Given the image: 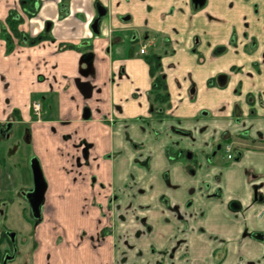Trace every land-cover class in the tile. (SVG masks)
I'll return each instance as SVG.
<instances>
[{
	"label": "crops",
	"instance_id": "obj_1",
	"mask_svg": "<svg viewBox=\"0 0 264 264\" xmlns=\"http://www.w3.org/2000/svg\"><path fill=\"white\" fill-rule=\"evenodd\" d=\"M39 3L29 17L0 0V210L31 212L34 157L46 189L32 264H264V0ZM12 12L46 38L8 51Z\"/></svg>",
	"mask_w": 264,
	"mask_h": 264
},
{
	"label": "trees",
	"instance_id": "obj_2",
	"mask_svg": "<svg viewBox=\"0 0 264 264\" xmlns=\"http://www.w3.org/2000/svg\"><path fill=\"white\" fill-rule=\"evenodd\" d=\"M21 1H22V9L29 17H33L37 14L38 7L40 4L39 0H21ZM21 22H22V17L19 15L18 12H12L9 18L7 19L8 26L4 28L3 38L6 40L8 44V51H12V49L15 46L14 38H18L22 42L26 41V43L30 45L36 44L46 38L44 36H38L37 38L31 39L30 37H28L19 30V25ZM146 59L150 65V72L154 79L153 88L151 92L153 99L152 109L155 113H157L158 116L163 117L165 116V113L169 107L170 95L163 74L161 57L157 55H153L147 57ZM6 242L11 243L12 246H14L7 234V231H2L0 233V264L3 263L5 257L8 254L7 251L1 250V246Z\"/></svg>",
	"mask_w": 264,
	"mask_h": 264
},
{
	"label": "rangeland",
	"instance_id": "obj_3",
	"mask_svg": "<svg viewBox=\"0 0 264 264\" xmlns=\"http://www.w3.org/2000/svg\"><path fill=\"white\" fill-rule=\"evenodd\" d=\"M33 158H31L30 161H32ZM1 211L3 212V210H0V231H7L10 240L11 237L9 235V232H14L16 234L15 243L12 242L14 246H12L11 243L6 242L1 246V250L7 251V256H13L15 254L14 259L18 257L17 262H20L22 260V264H32V255L35 249L34 224L36 222L33 218H31V212L27 211L25 215L26 217L24 218L19 213L11 217L3 215ZM15 250L17 251V253H15ZM14 259L9 260L8 264L12 263Z\"/></svg>",
	"mask_w": 264,
	"mask_h": 264
},
{
	"label": "water",
	"instance_id": "obj_4",
	"mask_svg": "<svg viewBox=\"0 0 264 264\" xmlns=\"http://www.w3.org/2000/svg\"><path fill=\"white\" fill-rule=\"evenodd\" d=\"M107 14V10L104 6L99 5L98 6V16L97 18L94 20L91 29L92 31L96 34L99 35L100 34V23L102 18H104ZM50 29V23L48 24L47 30ZM78 83V82H77ZM79 88L81 89L82 93L88 97H90V94L92 92V86L89 83H78ZM11 125H8V128H10ZM28 141V138H27ZM88 153V149L85 150V154ZM192 157V155L189 153L188 154V158L190 159ZM31 169H32V173H33V180H34V187L33 190L28 192V194H26L27 199H29L30 201V205H31V214L33 219L36 221V223H40L43 219L42 214H41V208L44 202V192L46 189V184H44V178H43V174L42 171L40 169V165L38 163L37 160H32L31 161ZM31 192H34V195H31ZM254 198L255 201H259L262 202L263 200V196L261 194L258 193V186L254 187ZM1 213L3 214V212L1 211ZM9 235L11 237V240L13 243H15V237L16 234L14 232H9ZM16 251V250H15ZM16 253V252H15ZM15 254L13 256H7L3 262V264H8L9 260L14 259Z\"/></svg>",
	"mask_w": 264,
	"mask_h": 264
},
{
	"label": "built area",
	"instance_id": "obj_5",
	"mask_svg": "<svg viewBox=\"0 0 264 264\" xmlns=\"http://www.w3.org/2000/svg\"><path fill=\"white\" fill-rule=\"evenodd\" d=\"M141 53L144 54L145 53V49H142ZM32 110H33L34 115H36L37 117H41V114H42V104H41V102L38 101V100H34L32 102ZM231 150H232L231 145L227 144L226 145V152L228 154V158L229 159H232V157H233Z\"/></svg>",
	"mask_w": 264,
	"mask_h": 264
},
{
	"label": "flooded vegetation",
	"instance_id": "obj_6",
	"mask_svg": "<svg viewBox=\"0 0 264 264\" xmlns=\"http://www.w3.org/2000/svg\"><path fill=\"white\" fill-rule=\"evenodd\" d=\"M194 1H195V0H194ZM196 1H199V0H196ZM142 49H145V47L142 48ZM142 49H141V50H142ZM140 53H141V51H140ZM145 53H146V49H145ZM145 53H144V54H145ZM141 54H142V53H141ZM144 54H142V55H144ZM38 101H39V100H38ZM40 102H41V101H40ZM41 104H42V102H41ZM42 111H43V105H42ZM41 115H42V114H41ZM227 144H230V145H231V147H232L231 152H232V155H233V147H234V146L232 145V143H227ZM227 144H225V145L223 146V147H225V150H226V145H227ZM226 153H227V152H226ZM233 158H234V157H232V159H233ZM228 159H229V158H228ZM232 159H229V160H232ZM260 188H261V187L258 186V193L261 194V195L263 196V194L260 193ZM31 195H34V192H31ZM263 201H264V196H263V200H262V202H263ZM34 221H35V220H34ZM35 222H36V221H35Z\"/></svg>",
	"mask_w": 264,
	"mask_h": 264
}]
</instances>
